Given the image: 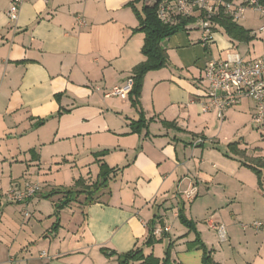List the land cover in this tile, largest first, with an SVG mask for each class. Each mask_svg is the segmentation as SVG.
Masks as SVG:
<instances>
[{
	"label": "crops",
	"instance_id": "obj_1",
	"mask_svg": "<svg viewBox=\"0 0 264 264\" xmlns=\"http://www.w3.org/2000/svg\"><path fill=\"white\" fill-rule=\"evenodd\" d=\"M134 1L26 0L18 22L12 24L8 18L12 0H0V164L41 166L50 159L57 161L62 156L59 146L65 145L69 157L86 154L89 163L115 169L114 187L120 188L89 206L80 197L60 212L58 221L53 215L45 222L46 215L39 211L38 239L30 236L25 248H14L13 241L6 249L0 245L4 250L0 264H118L117 257L108 258L104 250L118 254L133 250L146 241L149 226L169 230L155 234L162 242L145 246V255L164 259L172 244L173 264H203V251L188 249L196 234L181 223L178 228L169 224V212L177 220L181 207L196 223L215 263L264 264V232L244 227L264 221V142L257 141L253 148L237 136L222 148L209 135L217 110L203 111L208 83L205 80L200 87L203 77L180 69L179 60L180 52L200 49L203 57V50H210L213 43L219 46V60L239 54L254 61L264 48L250 60L249 44L246 50L219 28L210 42H204L203 32L197 30V42L202 43L198 47L191 35L181 32L164 40L163 48L172 50L176 59L146 75L141 109L148 125L140 134L132 133L131 123L139 120L140 110L129 99L106 98L104 93L125 84L146 60L144 35L133 32L139 27L129 6ZM187 56L191 63L193 52ZM211 60L201 62L204 78ZM244 102L254 119L256 104ZM258 126L264 130V123ZM198 139L203 142L197 144ZM235 142L244 155L225 157ZM49 150L50 159L44 156ZM103 151V157L93 156ZM256 159L262 160L263 189L248 167ZM44 190L21 203L29 222L31 204L39 202L41 207L40 200L54 189ZM61 198L44 199L51 201L53 214ZM220 225L225 227L224 239L217 231ZM238 236L245 243L242 259L234 254Z\"/></svg>",
	"mask_w": 264,
	"mask_h": 264
},
{
	"label": "rangeland",
	"instance_id": "obj_2",
	"mask_svg": "<svg viewBox=\"0 0 264 264\" xmlns=\"http://www.w3.org/2000/svg\"><path fill=\"white\" fill-rule=\"evenodd\" d=\"M155 0H149L150 4H153ZM143 6V4H142ZM238 24L243 26L245 29H252L253 34H256V37L250 42L249 44V50L250 53L248 54V58L251 60V58H254L255 55H258L262 52V49L264 48V31H260V28L264 26V17L262 14L258 11L247 9L243 16L239 17ZM223 31V30H222ZM185 36L188 34L191 35V38L195 40L197 43L195 46H202V43L197 42L199 39V33L197 30H190V32L186 31H180ZM224 35L226 33L223 31ZM229 38V37H228ZM243 46H245L246 50L248 49L247 44L241 43ZM219 46L216 43L211 44L210 50H203L204 56L201 57V49L200 52L197 53L196 50L188 51V52H180V69L185 68L187 72H190L192 75L195 74L197 79L202 78V83L198 81L200 87L205 86V78L203 74V70H201V62L204 61V59H213V60H219L221 57V54L219 52ZM203 49V48H202ZM169 50L167 52V57L169 60V63L173 62L176 57L174 53H170ZM244 48L240 50V52H243ZM176 53V50H174ZM193 52L194 60L189 63L187 60L190 59L189 56ZM178 56V55H177ZM185 58V59H184ZM173 60V61H172ZM188 66V67H185ZM167 67V66H166ZM165 67V68H166ZM164 69V68H163ZM161 69V70H163ZM160 71V70H157ZM186 71L184 72L186 74ZM202 71V72H201ZM156 72V71H151ZM150 73V72H149ZM207 85V84H206ZM246 101V100H245ZM246 106V102L243 104H239L238 106L228 109L224 112V117L219 118L214 123V127L212 131L209 133L210 136H213L216 141H219L220 146L222 148H226L227 144L229 142H233L238 140V138H245L246 143H251V146L255 148L257 146L258 142H264V130L263 127H259L256 122L255 118L253 119L251 116L250 111H246L244 107ZM218 115V112H217ZM248 128V129H247ZM238 136L237 139H234ZM255 142V143H253ZM59 147L62 148L58 160H51L52 153H50V150L45 153L44 156H47L48 163L39 165H33L30 167L20 165L11 167L9 164H0V245L6 249V245L10 243V241L14 242V248L21 246L22 248H25L26 242L30 240V238L33 236V238L38 239V233L42 229V226L40 222L37 220L38 216L40 215L39 211H42L46 216L43 218L45 222H51L52 219H50L53 215H57L56 212L53 214L52 211V204L51 201L48 200H40L41 207L38 205L34 206L31 204V206L28 208V211L31 215L30 222L28 221V217L23 215V207L21 206V203H14L7 200L5 197V193L9 190L11 187H15L19 185V187L23 186L25 183L29 182L32 184H38L40 188L44 187V193L48 192L51 189H58V188H74L78 186V182L85 183L87 185H92L93 183L97 182L101 165L96 163H89L88 156L86 154H79V155H72V157H69L66 152V146L60 145ZM68 156V157H66ZM95 157V155H93ZM64 157L67 158V160L64 159ZM54 162V163H53ZM247 177L248 176H244ZM114 178V177H113ZM111 179L108 182V189L105 191L106 193H109L110 191L113 193L119 192V187L115 186L116 183L113 181L114 179ZM117 182L118 179H116ZM237 180V179H236ZM235 181V180H233ZM40 194V193H39ZM104 196V195H103ZM102 197V196H101ZM177 208V207H176ZM179 212V209H178ZM59 215L56 217L58 218ZM170 220L169 224L172 226L174 225L176 228L180 226V220L177 218H172V212H169ZM28 219V220H27ZM259 221V220H256ZM254 221V222H256ZM251 224H244L248 227H252ZM184 226V225H183ZM253 228V227H252ZM176 232V229L173 231ZM31 236V237H30ZM236 248L234 249V254L237 256V258H244V240L241 236H238V239L236 240ZM146 242V241H145ZM145 242L139 245H136L134 248H143L145 247ZM158 244H155L154 246H158ZM168 248V246H167ZM166 248V249H167ZM173 250V249H172ZM110 251V250H109ZM166 253V251H165ZM4 256V250L0 248V257ZM117 256H110L108 258H114ZM165 257V255H164ZM171 261H172V255H171Z\"/></svg>",
	"mask_w": 264,
	"mask_h": 264
},
{
	"label": "trees",
	"instance_id": "obj_3",
	"mask_svg": "<svg viewBox=\"0 0 264 264\" xmlns=\"http://www.w3.org/2000/svg\"><path fill=\"white\" fill-rule=\"evenodd\" d=\"M164 1L166 0H155L153 4H150L148 0H135L129 4L139 21V27L133 32L134 34L141 33L144 35L142 54L146 59L133 69L132 76L130 78L133 80V88L130 92L129 100L135 109L140 110L139 120L131 123V131L136 134H140L143 130L147 129L148 125V121L145 119L144 113L141 109V96L144 87V79L149 72L161 70L169 64L167 52L166 49L163 48L162 42L180 31L201 30L199 26L193 25L196 22L194 18L178 17V23L176 25L166 24L161 21L158 17V9L160 4ZM225 1L230 2L233 0ZM139 3H143L141 9L136 6V4ZM213 23V32L218 28L222 29L234 42L247 44L255 38L252 35V31L239 25L237 20L233 19V17H230L229 15H226L223 11H220L213 18ZM43 123L44 122H41V124ZM105 154L106 151H103L95 154V157H103ZM232 154L234 156L244 155V152L239 149V142L231 143L228 146V151L224 152V156L227 158H234ZM255 161V165H248V167L256 174L259 186L263 189V175L260 166L262 160L256 159ZM115 174V169H112L103 163L101 164L98 180L92 185H87L80 181L77 183L80 184L74 188L54 189L44 198L49 199L57 195L62 196L60 201L56 204L57 215H59L62 210L70 206L72 203L78 201V199L82 196L84 197L83 204L85 206H89L97 203L101 196L105 195V191L109 187L108 182ZM108 194H110V192ZM178 218L182 225H184L190 232H194L196 234V240L188 244V249H201L204 253L203 264H217L212 258L211 251H209L207 246L201 240L199 232L196 228V223L187 218L183 207L179 209ZM57 227L58 224L56 223V226H53V229H56ZM155 231L156 229L154 227H148V237L144 244L145 246L153 247L155 244L162 242V239L156 238ZM172 249V244H169L166 249L164 259L157 258L153 254L145 255L144 249L139 247L123 254H118L115 251L104 250V254L107 257L117 256L118 264H173L171 261Z\"/></svg>",
	"mask_w": 264,
	"mask_h": 264
},
{
	"label": "built area",
	"instance_id": "obj_4",
	"mask_svg": "<svg viewBox=\"0 0 264 264\" xmlns=\"http://www.w3.org/2000/svg\"><path fill=\"white\" fill-rule=\"evenodd\" d=\"M25 1L12 0L8 11L10 23L18 22ZM247 9L258 11L264 17V0H166L159 6L158 17L164 23L174 25L178 23V17L194 18L196 22L193 25L201 28L204 42H210L214 28L213 18L220 11L238 21ZM260 31H264V26ZM205 80L208 88L206 102L203 104L204 112L217 110L219 118H223L226 110L238 106L244 100H251L256 104L255 122L259 125L264 123V53L254 61H246L239 54H231L225 60H211L205 69ZM132 88L133 80L129 79L125 84L105 92L104 96L127 100ZM202 142L203 139L196 141L197 144ZM40 191L38 184L27 182L21 187L9 188L5 197L10 202L24 203ZM208 224L216 228L214 221L209 220ZM251 226L264 232V221H256ZM168 230L166 227L160 228L155 234ZM217 231L224 239L225 227L220 225Z\"/></svg>",
	"mask_w": 264,
	"mask_h": 264
}]
</instances>
